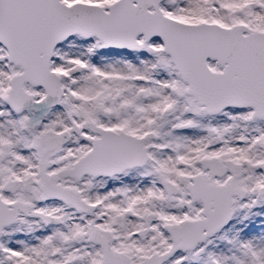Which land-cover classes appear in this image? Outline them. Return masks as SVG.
Returning a JSON list of instances; mask_svg holds the SVG:
<instances>
[{
    "label": "snow or ice",
    "instance_id": "1",
    "mask_svg": "<svg viewBox=\"0 0 264 264\" xmlns=\"http://www.w3.org/2000/svg\"><path fill=\"white\" fill-rule=\"evenodd\" d=\"M0 264H264V0H0Z\"/></svg>",
    "mask_w": 264,
    "mask_h": 264
}]
</instances>
